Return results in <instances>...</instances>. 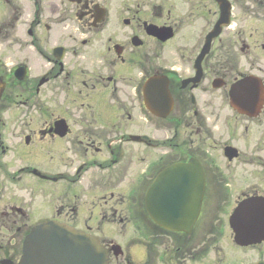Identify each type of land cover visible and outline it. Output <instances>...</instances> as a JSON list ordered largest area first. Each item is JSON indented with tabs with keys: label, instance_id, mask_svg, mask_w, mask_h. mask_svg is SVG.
Listing matches in <instances>:
<instances>
[{
	"label": "flooded vegetation",
	"instance_id": "obj_1",
	"mask_svg": "<svg viewBox=\"0 0 264 264\" xmlns=\"http://www.w3.org/2000/svg\"><path fill=\"white\" fill-rule=\"evenodd\" d=\"M223 2L217 27L218 0H0V264H20L46 221L96 237L109 264H201L235 208L264 200V0ZM247 77L262 101L238 107L232 86ZM187 164L198 215L170 231L146 196ZM114 229L142 237L115 242ZM231 236L254 250L232 264H264V239Z\"/></svg>",
	"mask_w": 264,
	"mask_h": 264
},
{
	"label": "water",
	"instance_id": "obj_2",
	"mask_svg": "<svg viewBox=\"0 0 264 264\" xmlns=\"http://www.w3.org/2000/svg\"><path fill=\"white\" fill-rule=\"evenodd\" d=\"M218 1L223 17L219 21L220 25L228 20L229 5H225L224 0ZM231 98L238 107L246 102L253 105L261 103L262 88L259 81L252 77L238 81L232 86ZM166 102L153 101V104H157L158 109H164L168 105ZM201 190L202 178L196 164L174 165L160 173L153 182L146 196L145 207L151 218L162 227L170 231L189 232L198 215ZM229 222L234 241L239 245L246 246L264 239V227H260L264 225V200L242 201L230 216ZM108 262L107 249L94 237L53 222H44L27 237L20 264Z\"/></svg>",
	"mask_w": 264,
	"mask_h": 264
},
{
	"label": "rangeland",
	"instance_id": "obj_3",
	"mask_svg": "<svg viewBox=\"0 0 264 264\" xmlns=\"http://www.w3.org/2000/svg\"><path fill=\"white\" fill-rule=\"evenodd\" d=\"M237 8H238V4H237ZM243 22H245V20L242 21L240 17L239 18L237 17L233 23V29H236V27L239 29ZM254 22H255V20H253V22L249 20L247 22V24H245L247 31H251L252 30L251 28H255ZM235 25H237V26H235ZM255 26H256V23H255ZM16 34H17V32L15 33V35ZM1 40H2V38H0V43H1ZM261 41L262 40H259L258 42L261 43ZM248 42L254 43V40L248 41ZM240 47H241L240 44H238L236 46L237 55H239ZM1 52H2V46L0 45V54H1ZM107 233L111 234V238L114 239L115 242L117 241L120 243H125V242L129 241L130 239L134 240V239H138V238L142 237V236H140V233L129 230V229H126L123 232L119 229H114L113 231L107 232ZM231 235H232V233H230L229 230L224 231L222 233V235L219 237L217 244L215 245L216 248L214 250H212V252L209 254V256H207L205 259L200 258V261L204 264H212V263L218 264V261L220 264H223V263L232 264L235 262L239 263L242 260L248 259V257L253 256V254H254L253 249H250V248L241 249V248L235 247L233 245ZM200 248H202V245H200ZM130 253L132 254V256L137 261H139L143 258V249H141L140 247H137V245L130 251Z\"/></svg>",
	"mask_w": 264,
	"mask_h": 264
}]
</instances>
